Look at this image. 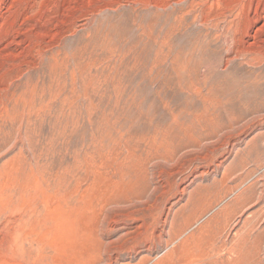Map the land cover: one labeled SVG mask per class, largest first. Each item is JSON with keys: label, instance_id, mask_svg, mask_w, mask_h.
I'll return each instance as SVG.
<instances>
[{"label": "rangeland", "instance_id": "rangeland-1", "mask_svg": "<svg viewBox=\"0 0 264 264\" xmlns=\"http://www.w3.org/2000/svg\"><path fill=\"white\" fill-rule=\"evenodd\" d=\"M256 258L264 0H0V264Z\"/></svg>", "mask_w": 264, "mask_h": 264}, {"label": "bare ground", "instance_id": "bare-ground-1", "mask_svg": "<svg viewBox=\"0 0 264 264\" xmlns=\"http://www.w3.org/2000/svg\"><path fill=\"white\" fill-rule=\"evenodd\" d=\"M53 60V59H52ZM56 59H54V61H55ZM55 62H57V61H55ZM97 64V63H96ZM88 65V64H87ZM99 65V64H98ZM65 66V65H64ZM86 66V65H85ZM97 66V65H96ZM54 67H55V65H54ZM98 67V66H97ZM80 74V73H79ZM96 77V76H95ZM37 86V85H36ZM30 95V94H29ZM32 95V94H31ZM170 128V127H169ZM170 140V139H169ZM187 140V139H186ZM153 143V142H152ZM196 143V142H195ZM187 144V143H186ZM199 144V143H198ZM153 145V144H152ZM200 146V145H199ZM179 148V147H178ZM131 150V149H130ZM176 152V151H175ZM200 154V153H199ZM175 155V154H174ZM174 155H172L173 157H175ZM160 156V155H159ZM162 156V155H161ZM195 156V155H194ZM199 156V155H198ZM148 157V156H147ZM164 157V156H163ZM197 157V156H196ZM127 158V157H126ZM157 158V157H156ZM162 158V157H161ZM163 159V158H162ZM165 159V158H164ZM167 159V158H166ZM168 159H170L171 160V157H169ZM167 159V160H168ZM139 160H141V159H139ZM138 160V161H139ZM142 165V164H141ZM136 166V165H135ZM139 166V165H138ZM137 168V166L134 168V169H136ZM122 169V168H121ZM138 170V169H137ZM136 170V171H137ZM234 170V169H233ZM140 170H138V172H139ZM228 171V170H227ZM134 172H135V170H134ZM144 175H145V173H144V171L142 172ZM141 173V174H142ZM120 174V173H119ZM203 175V174H202ZM227 175V174H226ZM139 176V175H138ZM231 176V175H230ZM127 177V176H126ZM142 177H144V176H142ZM245 178V177H244ZM145 181V180H144ZM151 181V180H150ZM131 183V182H130ZM223 183V182H222ZM144 185H145V183H144ZM198 187V186H197ZM140 188V187H139ZM166 188V187H165ZM142 189V188H141ZM152 189V188H151ZM197 189V188H196ZM179 190H181V189H179ZM226 190V189H225ZM146 191V190H145ZM148 191V190H147ZM138 192H139V190H138ZM151 192V191H150ZM165 192V191H164ZM183 193V192H182ZM227 193V192H226ZM142 194V193H141ZM149 194V193H148ZM195 195V194H194ZM254 196V195H253ZM248 200V199H247ZM189 201V200H188ZM249 201V200H248ZM188 204V203H187ZM119 205V204H118ZM185 205V204H184ZM204 206V205H203ZM261 206V205H260ZM108 208V207H107ZM196 209V208H195ZM207 212V211H206ZM239 212V211H238ZM177 214V213H176ZM176 216H178V215H176ZM173 217V218H177V217ZM191 216V215H190ZM189 216V217H190ZM172 219V218H171ZM215 219V218H214ZM176 219H174V221H175ZM179 220V219H178ZM178 220H177V222H178ZM165 222H167V218L164 220ZM173 221V220H172ZM181 221V220H180ZM187 222V221H186ZM185 222V223H186ZM193 222V221H192ZM164 223V222H163ZM185 223H182L181 222V224H179V225H177V226H175V229H173V231H171V234H170V237L173 239V238H175V237H178V235H180L183 231H184V229L186 230L188 227H189V225H190V222L188 223L189 225H188V227L187 228H185L186 227V224ZM170 224V223H169ZM171 224H173V222H171ZM175 224V223H174ZM213 224V223H212ZM170 226V225H169ZM216 227V226H215ZM172 228V227H171ZM255 228V227H254ZM205 229V228H204ZM210 229V228H209ZM252 229V228H251ZM171 230V229H170ZM207 230V229H206ZM210 231V230H209ZM212 231V230H211ZM238 231V230H237ZM170 232V231H169ZM203 232V231H202ZM201 232V233H202ZM198 233V232H197ZM241 233V232H240ZM244 233V232H243ZM217 235V234H216ZM205 236V235H204ZM212 235H210V236H206L207 238H200V239H198V237H197V241H196V243H194V244H196L197 245V248H202L203 246V244H211L210 242H211V240H212V237H211ZM247 236V235H246ZM262 236V235H261ZM157 237V236H156ZM159 238H160V240L159 241H161V237H162V235L160 234L159 236H158ZM145 239V238H144ZM171 239V240H172ZM232 239V238H231ZM236 239V238H235ZM256 239V238H255ZM158 240V239H157ZM227 240V239H226ZM237 240V239H236ZM232 241V240H231ZM248 241H250V240H248ZM154 242V241H153ZM195 242V241H194ZM212 243H213V240H212ZM246 244V243H245ZM195 245V246H196ZM213 245H214V243H213ZM241 245V244H240ZM258 247H259V245H258ZM260 248V247H259ZM259 248H258V251H260L261 250V248H260V250H259ZM198 249V250H199ZM256 249V251H255V253L256 252H258L257 251V248H255ZM254 249V250H255ZM204 253V252H203ZM253 253V252H252ZM255 253H254V255H255ZM202 254V253H201ZM205 254V253H204ZM257 254V253H256ZM253 255V254H252ZM258 256H259V254H258ZM257 256V257H258ZM142 257V256H141ZM253 258V257H252ZM258 258H256V260H257ZM250 260V259H249ZM262 261V260H261ZM255 262V261H254ZM257 262L260 264V259H258V261H256L255 263L257 264ZM262 263V262H261ZM180 264V263H179ZM253 264V263H252Z\"/></svg>", "mask_w": 264, "mask_h": 264}]
</instances>
